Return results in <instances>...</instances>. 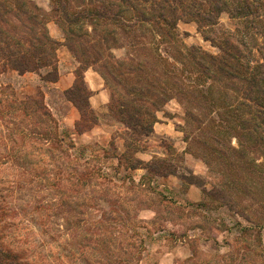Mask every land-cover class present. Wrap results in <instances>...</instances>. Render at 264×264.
<instances>
[{
  "label": "trees",
  "instance_id": "trees-1",
  "mask_svg": "<svg viewBox=\"0 0 264 264\" xmlns=\"http://www.w3.org/2000/svg\"><path fill=\"white\" fill-rule=\"evenodd\" d=\"M52 1L54 7L47 13L33 0H0V73L10 69L23 74L49 67L51 69L45 78L56 81L58 41L50 35L47 27L49 20H56L65 31L66 45L81 62L74 85L65 93L85 121L89 120L93 125L98 122L89 101L91 90L88 94L84 79V71L88 67H93L110 88L111 110H115L119 121L137 140L153 132L157 111L167 101L176 99L185 103L184 132L187 137L193 134L191 143L198 144L200 156L217 174L211 181L214 191L221 194L225 204L233 209V203L240 206L241 210L236 211L244 216L247 214L256 226H264V62H260L254 53L251 45L253 35L251 32L242 33L240 26L245 23L247 28L252 27V21L247 18L260 2ZM222 12L229 13L239 25L228 31L218 43L219 53L205 51L198 45L182 46L178 43L180 21H195L201 28H213L219 23ZM119 47L125 49L124 56L120 58L113 51ZM262 56L264 59V53ZM7 91L0 83V129L7 130L4 136L10 139L5 143L8 151L12 149L14 154L18 153L13 164L26 170L27 166L35 163L25 161L20 155L43 147L49 156L44 169L53 175V179L36 182L45 184L48 189H56L59 195L54 200L61 198L63 205L66 204L64 194L69 188L65 185L76 187L78 192L81 185L94 186L93 172L80 169L79 159L75 163L70 158V149L75 143H64L66 136L60 132L58 121L43 95L19 98L14 92L8 95ZM78 132L84 131L79 129ZM17 137L21 143H14ZM233 137L237 145H232ZM32 140L35 143H31ZM10 142H13L12 146ZM131 145L129 143L127 147ZM155 159L158 161L154 166L159 172L169 170L168 174L161 172L163 176L177 173L178 162L167 158ZM130 167L138 166L132 164ZM93 186L89 187L86 196L90 200H106L107 195H95ZM66 196L72 198L73 194ZM84 199L88 201V198ZM4 201L0 203L1 230L7 227L12 213ZM19 207L21 210H16V215L23 211ZM44 209L36 206L35 210ZM71 210L59 207L55 213H69ZM129 215L125 209L121 212L112 208L103 210L96 218L92 232L88 233L94 237L92 235L96 231L100 236L102 227L108 226L106 229L114 235L110 243L112 250H105L102 242L94 238L92 245H82L81 253L88 256L106 251L108 260L99 258V264H140L142 239L138 237L141 233L138 226L130 222ZM235 226L245 233L252 229L241 227L239 221ZM0 252L3 256L13 257L16 264H24L19 251L0 243ZM246 257L233 256L230 261H224L225 264L226 261L228 264H241ZM254 264L259 263L255 260Z\"/></svg>",
  "mask_w": 264,
  "mask_h": 264
},
{
  "label": "rangeland",
  "instance_id": "rangeland-1",
  "mask_svg": "<svg viewBox=\"0 0 264 264\" xmlns=\"http://www.w3.org/2000/svg\"><path fill=\"white\" fill-rule=\"evenodd\" d=\"M33 1L47 13L54 7L52 0ZM251 1L260 2L247 18L252 21V27L247 28L245 23L240 26L242 33L251 32L253 35L251 45L254 46V53L260 62H264V0ZM236 25H239L237 20L227 12L221 13L219 23L213 28H201L195 21H180L178 43L182 46L198 45L217 54L220 52L218 43ZM48 31L58 41V79L45 78L51 69L49 67L23 74L8 69L0 73V83L8 90V95L11 92L19 98L43 95L58 121L60 132L66 136L64 143H75L70 149V158L75 163L79 159L80 169L93 172L95 195H107V199L90 200L86 195L92 186L85 184L79 187L80 192L76 187L65 185L69 187L65 194L62 193L66 204L61 203V198L54 200L59 192L36 182L53 179V175L44 169L49 159L46 150L42 147L23 152L20 156L35 164L27 166L26 170L15 166L13 161L18 153L14 154L12 149L8 151L5 143L10 139L4 136L7 130L0 129V203L5 200L4 205L12 212L7 227L1 230L0 226L3 238L0 243L19 251L24 264H87L86 261L99 264V258L108 260L106 251L86 256L87 253H81L80 249L82 245H92L96 238L109 251L114 235L106 229L108 226L102 227L100 236L96 231L93 232L94 237L89 234L103 210L112 208L121 212L125 209L129 211L130 222L134 226L136 224L141 233L138 237L142 239L140 264H225L224 260L230 261L233 256L239 258L240 255H247L241 264H254L255 260L262 264L264 226H256L247 214L244 216L237 212L241 210L240 206L233 203V209L225 204L221 194L214 191L211 181L216 179L217 174L200 156L198 144L191 143L193 134L187 137L184 132L185 103L176 99L167 101L157 111L153 132L141 140L135 139L119 121L115 110L110 108L111 102L101 108H93L98 116L96 124L85 121L65 93L74 85L81 62L66 45L63 28L61 38L53 36L49 27ZM205 34L211 38H206ZM113 51L118 58L125 54L124 48ZM86 86L89 94L90 89ZM104 87L112 98L110 88L107 85ZM79 129L84 132L79 133ZM15 141L21 143L18 137ZM30 142L35 143L34 140ZM129 143H132L131 147H127ZM231 143L237 145L236 138L233 137ZM156 157L178 162L177 173L163 176L161 172L168 174L169 170L160 169L163 171L159 172L154 166L158 161ZM132 164L138 167L131 168ZM69 193L73 194L72 198L66 196ZM19 206L23 211L16 215V210H21ZM36 206L45 209L36 211ZM59 207L72 210L55 213ZM238 221L241 227L252 229L245 233L235 226ZM15 261L0 252V264H16Z\"/></svg>",
  "mask_w": 264,
  "mask_h": 264
},
{
  "label": "crops",
  "instance_id": "crops-1",
  "mask_svg": "<svg viewBox=\"0 0 264 264\" xmlns=\"http://www.w3.org/2000/svg\"><path fill=\"white\" fill-rule=\"evenodd\" d=\"M48 9L50 8L48 7ZM47 25L53 36L57 38L62 37V28L54 19H51ZM84 79L92 92L91 96L89 97V101L93 108H101V106L106 105L108 102H110L111 97L108 89L104 87L106 86L104 80L100 76V74L94 70V68H86V70L84 71Z\"/></svg>",
  "mask_w": 264,
  "mask_h": 264
}]
</instances>
